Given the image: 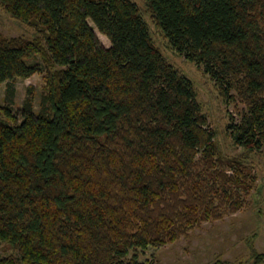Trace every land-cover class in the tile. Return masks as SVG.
<instances>
[{
  "label": "trees",
  "instance_id": "16d2710c",
  "mask_svg": "<svg viewBox=\"0 0 264 264\" xmlns=\"http://www.w3.org/2000/svg\"><path fill=\"white\" fill-rule=\"evenodd\" d=\"M0 3L35 29L0 31L6 100L15 79L45 73L37 113L29 95L21 120L0 107V264H141L138 250L242 207L264 148V0H145L171 47L245 104L226 126L235 155L134 1Z\"/></svg>",
  "mask_w": 264,
  "mask_h": 264
},
{
  "label": "rangeland",
  "instance_id": "374dc122",
  "mask_svg": "<svg viewBox=\"0 0 264 264\" xmlns=\"http://www.w3.org/2000/svg\"><path fill=\"white\" fill-rule=\"evenodd\" d=\"M134 1L145 20L154 44L165 58L178 71L194 84L202 109L207 115V126L216 133V140L226 155H235L242 149L235 146L231 132L227 129L229 122L240 123L246 106L231 90L229 102L218 94L216 84L204 72V67L189 61L185 55L177 53L164 36L161 29L153 22L145 7V0ZM101 43L109 47V39L99 33L89 20ZM0 31L5 36L25 35L32 38L35 29L13 18L0 3ZM44 72L35 73L28 78L13 81L15 88L12 102L6 100L7 83L0 85V107H8L18 120L25 98L33 99L34 111L40 109L41 95L45 87ZM248 166L252 169L255 181L248 193H241L242 207L235 213L224 212L220 219L203 221L188 230L186 236L162 246H149L137 251L141 264H264L254 263L251 250L264 253V148L249 154ZM131 253L129 257L132 255Z\"/></svg>",
  "mask_w": 264,
  "mask_h": 264
}]
</instances>
